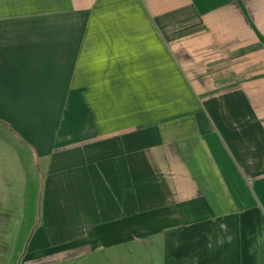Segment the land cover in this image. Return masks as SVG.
Masks as SVG:
<instances>
[{"label":"crops","instance_id":"obj_1","mask_svg":"<svg viewBox=\"0 0 264 264\" xmlns=\"http://www.w3.org/2000/svg\"><path fill=\"white\" fill-rule=\"evenodd\" d=\"M0 150L17 264H264V0H0Z\"/></svg>","mask_w":264,"mask_h":264},{"label":"rangeland","instance_id":"obj_2","mask_svg":"<svg viewBox=\"0 0 264 264\" xmlns=\"http://www.w3.org/2000/svg\"><path fill=\"white\" fill-rule=\"evenodd\" d=\"M1 159H3L4 161H0V162H5L6 160L8 163V155L3 150H0V160ZM3 167L4 166H0V169H3ZM6 168L9 169L11 167H6ZM35 168L37 169V171H39L40 170L39 164H37ZM3 183L4 182H1L0 186H2ZM13 195L14 193L12 192V194L9 193L10 199L7 200L0 199V264H8V260L13 249L12 244L16 233L17 219L20 218V213H16V206H15L16 199L12 198ZM18 199L20 200V194ZM3 202L6 204V206L3 205ZM17 210L20 211L19 204H17ZM21 248H23V246ZM21 253H22V249H21ZM116 260L120 262L119 258H115L114 260L110 261V256L106 255V253L104 252H101L97 254H90L86 257H82L76 260L73 263L70 262L68 264H119V262H116Z\"/></svg>","mask_w":264,"mask_h":264},{"label":"trees","instance_id":"obj_3","mask_svg":"<svg viewBox=\"0 0 264 264\" xmlns=\"http://www.w3.org/2000/svg\"><path fill=\"white\" fill-rule=\"evenodd\" d=\"M24 202L22 203V222L17 231L15 242L13 245L12 253L9 257L8 264H16L17 259L21 253V247L23 246L24 242L28 234L30 233V228L33 220V192L32 189L30 190L29 194L24 191Z\"/></svg>","mask_w":264,"mask_h":264}]
</instances>
